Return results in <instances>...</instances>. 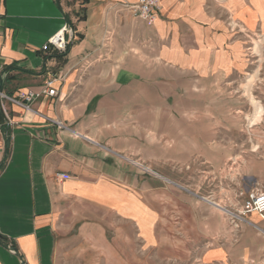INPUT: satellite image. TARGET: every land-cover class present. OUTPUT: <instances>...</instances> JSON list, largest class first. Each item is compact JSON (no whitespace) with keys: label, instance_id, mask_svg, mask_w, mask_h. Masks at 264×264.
Here are the masks:
<instances>
[{"label":"crops","instance_id":"crops-1","mask_svg":"<svg viewBox=\"0 0 264 264\" xmlns=\"http://www.w3.org/2000/svg\"><path fill=\"white\" fill-rule=\"evenodd\" d=\"M136 1L0 0V64L9 73L0 89L17 96L53 81L59 94L35 101V115L0 100V264H125L122 225L133 233L129 247L193 249L200 264H264V218L236 226L197 195L175 203L164 180L131 164L139 137L152 145L155 122L177 119L166 106L180 111L207 88L216 96L244 78L243 97L257 109L236 115L240 143L232 137L225 147L240 156L226 160V195L217 197L227 206L235 192H264V0H160L154 22L124 9ZM78 8L82 19L72 15ZM66 26L68 55L43 51ZM216 137L196 146L218 153ZM208 161L218 187L222 167Z\"/></svg>","mask_w":264,"mask_h":264},{"label":"rangeland","instance_id":"rangeland-1","mask_svg":"<svg viewBox=\"0 0 264 264\" xmlns=\"http://www.w3.org/2000/svg\"><path fill=\"white\" fill-rule=\"evenodd\" d=\"M83 13V9L78 8L72 15L75 19H82ZM243 80L244 78H238L240 82ZM240 82L236 83L233 87H227L224 84L222 88L217 89L216 96L213 89L207 88L205 93L197 95L196 99H192L193 102L191 104H187L180 111L177 110L176 106H172V104L166 106L165 111L173 112L177 119L175 121L161 120L155 122L154 144L152 145L149 144L150 139L148 137H139L138 155L134 156V159L150 166L163 180L170 181L169 183L166 182L167 187L164 193L175 203H177L178 195L182 193L190 196L197 195L215 204H221L224 206V210L237 213L241 211L243 202L250 192L238 191L233 193L231 201L227 204L228 207L224 205V201L223 204L221 203L222 201L220 202L222 199L217 197L224 192L220 187L222 186L220 185V181H225L223 177L226 160H231L233 157L236 159V157L240 156V152L232 153L229 150L227 152L225 147L227 143H230L232 137L234 142L240 143L242 121L238 120L236 115L242 112L256 111L257 109V102L252 96L250 99H247L245 96L243 97ZM215 118H217V121ZM215 124H217V128H214L216 129L214 131L213 126ZM178 126L184 130L185 136L178 134ZM212 132H215L217 135L218 153L211 152L208 147L196 146V140L199 143L200 136L203 145H209ZM194 134L195 136H200L195 137ZM201 148L204 149L203 152H200ZM215 156L218 160V166L222 167L219 169V173L221 174L219 176L221 178H219L218 187L215 184H211L209 178L210 168L208 160ZM145 176L148 177L149 175ZM149 177L154 178L152 176ZM225 195V193L222 194L223 197ZM203 202L209 204L206 201ZM157 208L161 209L160 206ZM170 208V216L168 215L167 219L170 220V223L174 222L176 224L180 218L176 215L178 208L173 206ZM215 209L221 212V209L218 207ZM164 217L166 219V216ZM229 218L233 224H239L238 221L233 220L230 216ZM106 223L109 235L113 239V225L115 222L112 218ZM122 223L125 224V222ZM122 230V241L116 246L120 245V250H117L122 254L125 264H200L194 258L193 249L189 250L187 256L184 254V251L180 252L178 249H149L140 241H138L136 248L133 245L129 247L126 239L131 237L133 240V233L127 232L124 225H122ZM171 236L176 241L178 240L177 229H175V232ZM169 257L170 260H168ZM179 259L183 263L182 261L179 263Z\"/></svg>","mask_w":264,"mask_h":264},{"label":"built area","instance_id":"built-area-1","mask_svg":"<svg viewBox=\"0 0 264 264\" xmlns=\"http://www.w3.org/2000/svg\"><path fill=\"white\" fill-rule=\"evenodd\" d=\"M124 9L130 11L135 17L143 19L145 21L154 22L158 14L161 11L160 0H137L134 4H125ZM72 35V30L70 26L64 27L60 32L51 37L48 42L43 47V51H55L59 53H65L69 46V37ZM5 66L0 64V84L5 81L8 76ZM53 81L48 82L41 90H30L24 93H19L17 96H10L6 94L2 89H0V100L8 102L15 106H18L24 111L25 115H35L37 112L33 109L32 105L35 101L42 99L44 96L56 97L58 92L53 88ZM24 115V116H25ZM60 128L66 129V127L60 123H57ZM81 137V136H80ZM131 164L143 175H149L155 179H161V176L155 172L147 164L140 162L138 160H132ZM61 177H64L62 175ZM165 182H170L164 180ZM203 201L208 202L212 205H217L210 200L201 198ZM219 209L225 211L228 216L233 218V220L238 221V223H248L253 225L247 220V216L250 214H257L264 218V192H250L248 193L240 212H232L230 210H224L223 207L217 205ZM254 226V225H253Z\"/></svg>","mask_w":264,"mask_h":264},{"label":"water","instance_id":"water-1","mask_svg":"<svg viewBox=\"0 0 264 264\" xmlns=\"http://www.w3.org/2000/svg\"><path fill=\"white\" fill-rule=\"evenodd\" d=\"M71 30H72V35H71V37H70V39H69V44L71 43L72 38L74 37L73 29L71 28ZM11 250H12L14 253H16L17 256H19V254H18V252H17V250H16L15 248H11Z\"/></svg>","mask_w":264,"mask_h":264},{"label":"trees","instance_id":"trees-1","mask_svg":"<svg viewBox=\"0 0 264 264\" xmlns=\"http://www.w3.org/2000/svg\"><path fill=\"white\" fill-rule=\"evenodd\" d=\"M70 47L71 45L68 46L67 51L65 53L61 54V57H66L68 55Z\"/></svg>","mask_w":264,"mask_h":264},{"label":"bare ground","instance_id":"bare-ground-1","mask_svg":"<svg viewBox=\"0 0 264 264\" xmlns=\"http://www.w3.org/2000/svg\"><path fill=\"white\" fill-rule=\"evenodd\" d=\"M217 206V205H216Z\"/></svg>","mask_w":264,"mask_h":264}]
</instances>
